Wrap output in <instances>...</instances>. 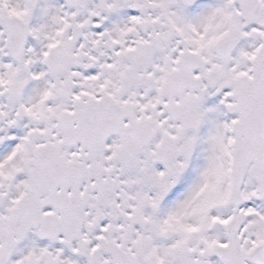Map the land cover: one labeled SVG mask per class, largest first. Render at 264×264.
<instances>
[{
    "label": "snow or ice",
    "instance_id": "obj_1",
    "mask_svg": "<svg viewBox=\"0 0 264 264\" xmlns=\"http://www.w3.org/2000/svg\"><path fill=\"white\" fill-rule=\"evenodd\" d=\"M0 264H264V0H0Z\"/></svg>",
    "mask_w": 264,
    "mask_h": 264
}]
</instances>
